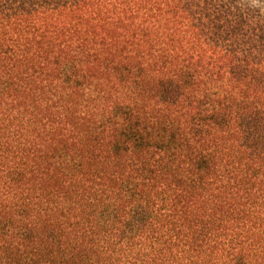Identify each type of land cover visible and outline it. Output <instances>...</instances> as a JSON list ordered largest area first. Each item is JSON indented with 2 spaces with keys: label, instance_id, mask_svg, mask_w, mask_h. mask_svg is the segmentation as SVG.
<instances>
[{
  "label": "trees",
  "instance_id": "trees-1",
  "mask_svg": "<svg viewBox=\"0 0 264 264\" xmlns=\"http://www.w3.org/2000/svg\"><path fill=\"white\" fill-rule=\"evenodd\" d=\"M0 264H264L262 9L0 0Z\"/></svg>",
  "mask_w": 264,
  "mask_h": 264
},
{
  "label": "rangeland",
  "instance_id": "rangeland-1",
  "mask_svg": "<svg viewBox=\"0 0 264 264\" xmlns=\"http://www.w3.org/2000/svg\"><path fill=\"white\" fill-rule=\"evenodd\" d=\"M251 4L253 6H259L262 9V13L264 14V0H251Z\"/></svg>",
  "mask_w": 264,
  "mask_h": 264
}]
</instances>
